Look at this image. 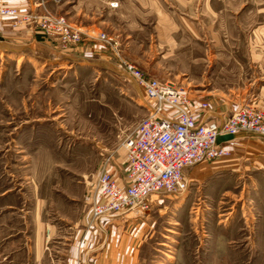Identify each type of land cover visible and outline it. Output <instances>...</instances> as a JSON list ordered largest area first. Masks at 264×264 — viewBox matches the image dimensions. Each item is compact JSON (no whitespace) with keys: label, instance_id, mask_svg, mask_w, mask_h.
<instances>
[{"label":"rangeland","instance_id":"rangeland-1","mask_svg":"<svg viewBox=\"0 0 264 264\" xmlns=\"http://www.w3.org/2000/svg\"><path fill=\"white\" fill-rule=\"evenodd\" d=\"M51 2L69 22L101 30L86 15L78 22L71 0ZM125 5L105 15L113 44L88 42L106 49L103 58L0 44V264H62L63 242L89 210L92 175L103 156L123 155L122 139L146 114L120 59L195 99L222 100L227 112L264 85V0ZM200 167L186 169L183 192L160 194L139 217L149 227L138 264H264V174L202 179Z\"/></svg>","mask_w":264,"mask_h":264},{"label":"built area","instance_id":"built-area-1","mask_svg":"<svg viewBox=\"0 0 264 264\" xmlns=\"http://www.w3.org/2000/svg\"><path fill=\"white\" fill-rule=\"evenodd\" d=\"M109 6L116 7V3ZM0 17H19L30 23L37 35L53 42L60 51L85 42L109 46L112 43L104 31L83 29L65 16L46 10L19 14L0 0ZM117 66L141 91L147 109L121 141L126 167L124 183H117L107 171L108 157L100 162L90 195L85 197L90 199V220L94 225L112 216L139 218L147 211L148 196L183 192L188 184L185 169L229 154L218 141L220 135L249 132L264 137V110L251 102L240 104L220 121H198L183 87L145 75L126 59H120ZM206 107L205 101L199 103L200 109Z\"/></svg>","mask_w":264,"mask_h":264},{"label":"crops","instance_id":"crops-1","mask_svg":"<svg viewBox=\"0 0 264 264\" xmlns=\"http://www.w3.org/2000/svg\"><path fill=\"white\" fill-rule=\"evenodd\" d=\"M5 6L15 8L19 14L40 13L44 10L51 12V1L55 6L59 2L66 0H1ZM74 8L76 20L85 22L84 18L78 17L86 15L87 26H97L103 30L106 26V17L117 8V14L123 13L128 0H116L117 6L110 8L108 2L111 0H71ZM131 1V0H129ZM59 7V6H58ZM102 14V18L94 21L96 14ZM59 14V13H54ZM105 31V30H103ZM31 24L9 17H0V44L6 43L17 47H29L45 50L51 53V58H94L106 57V49L97 43H80L66 51H57L48 39L41 40L35 35ZM253 105L264 110V85H259L255 91ZM190 96V95H189ZM191 109L196 112L198 121L216 120L220 121L228 113L226 102L222 100L208 99L205 109L199 108L202 100L190 96ZM231 109V108H230ZM218 141L229 150L227 156L216 158L210 161H202V179L208 177L213 172H226L241 175L264 174V137L249 132H239L233 136L226 137L220 135ZM122 148V146H121ZM123 149V148H122ZM109 153L107 171L110 172L117 183H124L126 172L124 155ZM102 158V159H103ZM195 166L193 167L194 170ZM186 169L184 170L185 174ZM227 173V172H226ZM95 173L90 179H94ZM187 179H191L187 174ZM186 176V174H185ZM167 197V196H166ZM170 197V196H168ZM165 199L157 194H152L147 198V211ZM87 200V199H86ZM149 223L147 218L112 216L103 218L100 225H94L90 220V210H87L78 218L70 228L66 241L63 242L62 264H138L143 243L148 238L147 229ZM41 254L40 252H38Z\"/></svg>","mask_w":264,"mask_h":264},{"label":"water","instance_id":"water-1","mask_svg":"<svg viewBox=\"0 0 264 264\" xmlns=\"http://www.w3.org/2000/svg\"><path fill=\"white\" fill-rule=\"evenodd\" d=\"M226 137H230L229 135H226Z\"/></svg>","mask_w":264,"mask_h":264},{"label":"trees","instance_id":"trees-1","mask_svg":"<svg viewBox=\"0 0 264 264\" xmlns=\"http://www.w3.org/2000/svg\"><path fill=\"white\" fill-rule=\"evenodd\" d=\"M36 36L40 37L39 35H36Z\"/></svg>","mask_w":264,"mask_h":264}]
</instances>
